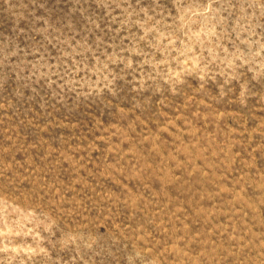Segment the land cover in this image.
Wrapping results in <instances>:
<instances>
[{"label": "rangeland", "instance_id": "1", "mask_svg": "<svg viewBox=\"0 0 264 264\" xmlns=\"http://www.w3.org/2000/svg\"><path fill=\"white\" fill-rule=\"evenodd\" d=\"M0 264H264V0H0Z\"/></svg>", "mask_w": 264, "mask_h": 264}]
</instances>
